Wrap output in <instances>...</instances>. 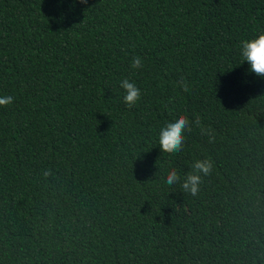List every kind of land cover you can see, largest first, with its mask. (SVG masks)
Masks as SVG:
<instances>
[{
  "label": "trees",
  "instance_id": "16d2710c",
  "mask_svg": "<svg viewBox=\"0 0 264 264\" xmlns=\"http://www.w3.org/2000/svg\"><path fill=\"white\" fill-rule=\"evenodd\" d=\"M0 264H264V0H0Z\"/></svg>",
  "mask_w": 264,
  "mask_h": 264
}]
</instances>
